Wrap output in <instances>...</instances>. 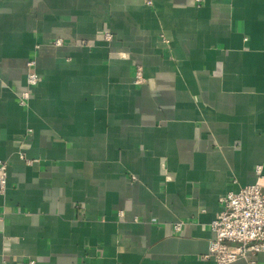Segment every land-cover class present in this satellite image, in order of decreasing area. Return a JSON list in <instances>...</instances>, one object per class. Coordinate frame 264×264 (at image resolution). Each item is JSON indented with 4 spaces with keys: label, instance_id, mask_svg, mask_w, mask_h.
<instances>
[{
    "label": "crops",
    "instance_id": "1",
    "mask_svg": "<svg viewBox=\"0 0 264 264\" xmlns=\"http://www.w3.org/2000/svg\"><path fill=\"white\" fill-rule=\"evenodd\" d=\"M0 161V264H215L264 178V0H0Z\"/></svg>",
    "mask_w": 264,
    "mask_h": 264
},
{
    "label": "built area",
    "instance_id": "2",
    "mask_svg": "<svg viewBox=\"0 0 264 264\" xmlns=\"http://www.w3.org/2000/svg\"><path fill=\"white\" fill-rule=\"evenodd\" d=\"M202 1L194 0L197 6H200ZM146 4L150 5V2ZM104 38L106 41L110 40L108 34L104 35ZM52 44L58 47L62 45V41L58 40ZM26 67L28 71L25 81L26 90L18 98L21 106L26 105L31 97L30 90L39 83L34 71V59L29 60ZM142 83V71L136 69L134 85L138 86ZM256 175L258 179L255 184L242 187L236 193H226L218 199L221 210L209 224L213 238L209 241L205 259H213L215 264H232L240 259L247 260L264 253V184L261 183L264 178L261 177L260 167L256 168ZM6 185L7 164L0 161L1 195H4ZM119 217H122V213H119ZM183 225V222H177L173 225V229L179 232ZM21 264H36V262L28 259Z\"/></svg>",
    "mask_w": 264,
    "mask_h": 264
}]
</instances>
